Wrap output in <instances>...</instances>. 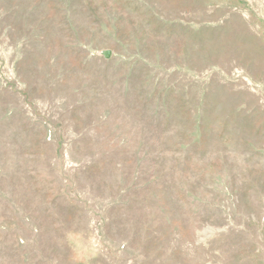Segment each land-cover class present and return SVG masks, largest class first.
<instances>
[{
  "label": "rangeland",
  "instance_id": "rangeland-1",
  "mask_svg": "<svg viewBox=\"0 0 264 264\" xmlns=\"http://www.w3.org/2000/svg\"><path fill=\"white\" fill-rule=\"evenodd\" d=\"M0 264H264V0H0Z\"/></svg>",
  "mask_w": 264,
  "mask_h": 264
},
{
  "label": "water",
  "instance_id": "water-1",
  "mask_svg": "<svg viewBox=\"0 0 264 264\" xmlns=\"http://www.w3.org/2000/svg\"><path fill=\"white\" fill-rule=\"evenodd\" d=\"M103 56H104L105 59H107V58H108V52H107V51L104 52V53H103Z\"/></svg>",
  "mask_w": 264,
  "mask_h": 264
}]
</instances>
